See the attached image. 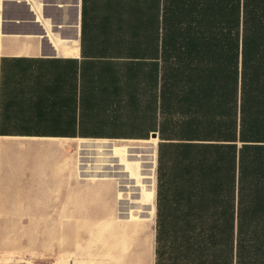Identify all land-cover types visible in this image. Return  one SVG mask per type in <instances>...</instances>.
Instances as JSON below:
<instances>
[{"label":"crops","instance_id":"0c3cea01","mask_svg":"<svg viewBox=\"0 0 264 264\" xmlns=\"http://www.w3.org/2000/svg\"><path fill=\"white\" fill-rule=\"evenodd\" d=\"M141 145L157 154V215L222 198L225 177L236 201L250 191L264 0H0V264L48 255L49 232L56 264H207L157 234L81 250L95 229L81 217L152 209L119 195L118 155Z\"/></svg>","mask_w":264,"mask_h":264},{"label":"trees","instance_id":"16d2710c","mask_svg":"<svg viewBox=\"0 0 264 264\" xmlns=\"http://www.w3.org/2000/svg\"><path fill=\"white\" fill-rule=\"evenodd\" d=\"M250 168V191H241L239 201L233 177H225L222 198L220 192L210 199L199 193L167 201L170 214L157 218L158 245H176L207 264H264V151L258 146H251Z\"/></svg>","mask_w":264,"mask_h":264},{"label":"rangeland","instance_id":"374dc122","mask_svg":"<svg viewBox=\"0 0 264 264\" xmlns=\"http://www.w3.org/2000/svg\"><path fill=\"white\" fill-rule=\"evenodd\" d=\"M118 156L119 159L122 158V161L125 160L131 175L130 178L121 179L124 181L118 184L121 188L119 195L127 198L135 207L143 208L152 203V209L147 210L149 214L145 215L81 217V224H90L95 227L94 230L80 232V246L85 252L91 246L104 247V242L108 245L106 247H113L117 245L113 243V240H126L123 246L129 250L134 246L139 247L140 243L146 246L150 236L152 241H156L158 215L153 201L158 185L157 154L149 150L146 145H141L134 151L127 150L126 153ZM47 235L48 239H51L48 255H46V248L43 247L45 255L38 256L32 252L28 257L19 258L23 261L22 264H56V245H54L56 233L49 232ZM165 264H168V260Z\"/></svg>","mask_w":264,"mask_h":264}]
</instances>
